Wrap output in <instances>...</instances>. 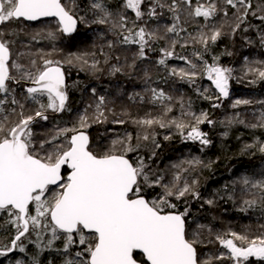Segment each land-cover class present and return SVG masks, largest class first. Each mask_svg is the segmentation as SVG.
<instances>
[{
  "label": "snow or ice",
  "instance_id": "obj_1",
  "mask_svg": "<svg viewBox=\"0 0 264 264\" xmlns=\"http://www.w3.org/2000/svg\"><path fill=\"white\" fill-rule=\"evenodd\" d=\"M182 2L191 7L193 0ZM224 3L235 10L233 34L250 15L264 21V0H260L257 6L259 15L252 0H224ZM76 7V0H68L67 4L62 0H0V25L15 20L55 18L59 31L71 35L78 23H88L75 15ZM122 7L134 13L132 28L127 27L126 15L114 14L103 0H93L91 4L97 14L92 23L107 25L111 22V28L119 30L120 42L137 45L138 56L143 59L146 45L157 34L139 27L136 21H144L146 16L155 18L160 15L157 9H163L165 4L162 0H122ZM168 8L178 22L176 0H172ZM221 11L211 0L207 4L197 0L190 15L208 20ZM223 15L227 17L228 12L223 11ZM167 32L179 35L177 24L173 23ZM48 35L55 38L51 32ZM221 35L219 29L213 30L210 36L201 33L199 42L207 48L209 41L215 43ZM175 43L172 42L171 49L162 50L164 58L158 61L160 65H165L166 59L174 56ZM109 47H112L111 42ZM181 59L189 64L191 70L180 69L177 72L173 69L172 75L194 80L197 65L185 57ZM197 59H202V56ZM10 61V48L0 40V114L11 106L12 114L17 117L11 120L8 115H0V227L14 229L12 239L0 245V257L15 251L26 253L24 241H27L38 250L32 255L31 264H41L39 256L44 251L59 254L61 264H213V259L225 258L232 264H264V234L250 237L232 231L216 236L222 248L227 250V256L222 253L202 260L197 245L202 243L199 236L204 226L198 225V230L189 237V210L175 211L177 205L173 203V199L181 200L187 195L199 199V193L186 181L180 186L179 175L171 183H164L163 175L155 172L144 157L129 159L128 154L140 147L131 143V136L126 140L113 141L111 148L98 154L90 147L89 135L83 130L90 127L88 118L81 116L78 127L59 129L50 137L37 140L32 129L37 119L47 121L49 110L53 113L66 110L65 73L60 61L45 60L42 67H36V62L31 61L30 68ZM130 67L134 68L135 64ZM13 69L18 75L12 74ZM113 71L120 72L121 68L114 67ZM249 71L264 80V68ZM204 72L219 97L227 98L232 69L204 62ZM21 80L32 84L26 89V99L39 105L33 114L25 115L24 104L11 95L13 89L9 82L19 83ZM149 90L153 103L163 104L171 100L162 90ZM92 91L95 95V89ZM41 97H46L47 102H42ZM98 100L97 121L103 116L100 106L105 103V98L100 96ZM242 103L250 101L236 100L233 107ZM17 106L19 112L16 111ZM165 107L171 111L170 106ZM213 107L219 105L214 104ZM191 115L194 123L173 119L171 124L184 139L209 145L211 141L199 125L212 124L213 121L206 113ZM138 123L149 127L153 124L166 126L161 119H144ZM257 126L264 127V113L259 124L252 125ZM143 140H149V136L144 135ZM152 143L156 148L160 147L154 138ZM260 151L264 153V144ZM155 156L153 149L148 159ZM185 163L195 166L201 162L197 159ZM242 182L264 192V182L254 183L247 178ZM154 188L160 192L149 199L145 193ZM207 203L212 204V201ZM244 205L250 208L256 205V201L245 200ZM57 241H62V245L56 246ZM16 264H25V261L17 260ZM49 264L53 262L49 261Z\"/></svg>",
  "mask_w": 264,
  "mask_h": 264
},
{
  "label": "trees",
  "instance_id": "obj_2",
  "mask_svg": "<svg viewBox=\"0 0 264 264\" xmlns=\"http://www.w3.org/2000/svg\"><path fill=\"white\" fill-rule=\"evenodd\" d=\"M108 1L111 0H103L106 6L110 7ZM165 1L169 2L163 9H157L160 15L156 18L146 16L144 21H136L139 27H145L149 32L152 27H156V33H163L165 37L169 34V40L164 37L165 41L156 38L150 41L146 45L143 59L138 56L137 45L120 42L122 38L119 37V30H113L111 22L107 25L92 23L96 18L91 8L93 0H76L78 7L75 8V15L88 23H79L80 30L72 38H65L55 21L32 25L29 33L32 40L31 52L24 54L28 64L34 59H37L38 66H43L44 59L60 61L62 69H65L70 77L66 88L68 102L61 118L39 121L32 129L36 139L40 140L50 137L59 129L78 127L80 117L86 116L90 127L83 130L89 135L90 147L98 154H103L111 148L113 141L126 140L131 136V143L139 144L140 147L138 151L128 154L129 159L144 157L155 172L163 175L164 183H171L175 176L179 175L180 186L186 181L199 193V199L187 195L181 200L173 199V203L177 205L175 211L182 212L185 208L189 210V237L198 230V225L204 226L199 236L202 243L197 245L203 260L216 257L214 238L221 234L218 229L220 227L242 228L241 230L249 235L264 234V192L242 182L244 178L257 183L264 182V153L260 151V146L264 144V127H252L259 124L261 114L264 113V80L249 71L264 68V21L250 15L233 34L235 10L229 8L224 0H211L222 9L221 12L208 20L186 14L182 27L180 21L174 20L173 12L169 11L168 5L172 0L162 2ZM176 2H179L176 3L178 9L181 5L190 13L197 0H193L191 7L182 0ZM199 2L207 4L210 0ZM64 3L67 4L68 1ZM252 3L259 15L257 6L260 0H252ZM82 11L91 15H85ZM223 11L228 12L227 17L223 15ZM131 15L128 28L133 27L135 20L134 13ZM173 23L177 24L179 35L167 32V28ZM215 29L221 30L222 35L215 43L209 41L205 48L199 42V35L203 33L210 36ZM50 32L54 34V39L49 37ZM19 33L18 29L9 31L11 38L20 39ZM16 39L14 43H17ZM173 41L176 42L174 56L167 58L165 65H160L158 61L164 58L162 50L171 49ZM58 42H62V45L57 46ZM110 42L112 47H109ZM82 44V50L79 51ZM115 44L126 55L121 54L124 57L122 59L112 54L109 62L110 53H121L117 48L115 52ZM127 53L133 54V58ZM198 56H202V59H197ZM16 57L13 56V59ZM181 57L197 65V76L194 80L189 81L187 78L181 79L179 75H172L173 69L177 72L180 69L191 70L189 64ZM214 57L218 59L214 60ZM84 60L87 63H84ZM127 61L134 63L136 68L131 70ZM204 62L209 65L218 63L221 67L232 69L229 80L231 95L228 99L219 97L215 86L204 78ZM114 67L121 68V71L114 72ZM10 87L13 89L11 95L24 103L22 98H26L27 94L23 89ZM152 88L162 90L171 100L163 104L153 103L149 90ZM100 96L105 98V103L100 106L103 116L97 121ZM236 100H247L250 103L247 106L239 104L233 107ZM214 104L219 107H213ZM166 105L171 107V111L166 110ZM36 109L27 104L23 111L25 115H29ZM16 111H20L18 106ZM186 113L191 119H183ZM192 113L196 116L206 113L213 121L210 128L207 123L199 125L200 130L206 133L211 141L207 146L201 145L199 141L192 143L191 140L184 139L171 124L173 119L194 123ZM0 115H8L11 120L17 118L12 114L11 106ZM144 119H161L166 126L153 124L149 127L138 123ZM62 121L63 125L57 129L49 126L50 123ZM144 135H148L149 140H143ZM166 136L170 138L165 139ZM153 138L160 145L159 148L152 143ZM153 149L156 156L149 160ZM176 158L178 160L174 161ZM197 159L201 162L198 165L190 166L185 163ZM159 192L158 188L149 189L145 195L152 199ZM209 200L212 204L207 203ZM245 200H255L256 205L247 208L244 205ZM242 208L246 210L242 211ZM13 235L14 229L0 227V245L7 244ZM25 245L26 253L15 251L13 255L0 257V264H16L17 260L31 264L32 255L38 250L34 244L25 242ZM60 245L62 241H57L56 246ZM39 259L41 264H49V261L61 264L60 255L54 251H44ZM213 264L229 263L213 259Z\"/></svg>",
  "mask_w": 264,
  "mask_h": 264
},
{
  "label": "flooded vegetation",
  "instance_id": "obj_3",
  "mask_svg": "<svg viewBox=\"0 0 264 264\" xmlns=\"http://www.w3.org/2000/svg\"><path fill=\"white\" fill-rule=\"evenodd\" d=\"M31 26L32 24H29L23 20H15V21H11L8 22L6 24L0 25V33H2V35H0V40H3L4 42H6L10 48L11 51V61L12 62H16L19 63L21 65H23L25 68H30L31 64H28V61L26 60L25 57V53L26 55L29 54L31 52L30 49V31H31ZM13 29H18L19 30V35H20V39H16V38H11L9 35V31L13 30ZM16 39L17 43H14ZM13 42H12V41ZM67 44V42L65 43ZM72 43H70L71 45ZM32 47V46H31ZM17 56L16 58L13 59V56ZM47 59H44L42 62H44ZM35 62H38L37 59H34ZM36 67H42V66H38V63H36ZM65 73V82H66V86L68 83V80L70 79L69 75L66 73L65 69H62ZM12 74L18 75V73L15 71V69L12 70ZM10 86H15L18 87L20 89H23L24 92L25 91V85L26 84H31L30 81H26V80H21L19 83L16 82H9ZM67 88V87H66ZM67 92V90H66ZM15 252H12L10 254H14ZM224 254L225 256H227V250L222 248L220 250V252H216V256L220 255V254ZM10 256V255H9ZM225 261L229 264H232V261H230L229 259L225 258L222 260H217L218 262H222Z\"/></svg>",
  "mask_w": 264,
  "mask_h": 264
},
{
  "label": "rangeland",
  "instance_id": "obj_4",
  "mask_svg": "<svg viewBox=\"0 0 264 264\" xmlns=\"http://www.w3.org/2000/svg\"><path fill=\"white\" fill-rule=\"evenodd\" d=\"M68 0H66V2H67ZM113 1V2H112ZM163 1V0H162ZM168 2L169 1H165V2H163L165 5H167L168 4ZM176 3H179V2H176ZM108 4H109V6L110 7H108L111 11L112 10H114L113 11V13L114 14H116V13H122V14H124V15H126L127 17H128V21H130V18H131V14H132V12L130 11V10H125L123 7H122V0H111V1H108ZM186 9L184 8V7H182L181 5H180V7H179V9H178V11H177V15L179 16V21H180V23H181V25H182V27H183V22H184V20L183 19H185V16H186V14H188L190 17H193L192 15H190V13H188V12H186L185 11ZM83 12V11H82ZM84 13V12H83ZM85 15H89L90 13H84ZM93 14H95V16L97 15L94 11H93ZM91 15V14H90ZM89 15V16H90ZM94 16V15H93ZM156 18V17H155ZM201 18H203V17H201ZM39 24H41V23H39ZM37 25V24H36ZM84 25V24H83ZM203 26V25H202ZM181 28V27H180ZM150 32H155L156 33V27H152L151 29H150ZM157 33H158V35L156 36V39H158V40H163V41H165L163 38L165 37V34H163V33H161V34H159V32L157 31ZM156 33V34H157ZM168 36H169V34H168ZM168 36L167 37H165L167 40H169V38H168ZM31 40V39H30ZM243 40V39H242ZM184 41V40H183ZM31 42H32V40L30 41V44H31ZM62 45V42H58L57 43V46H61ZM182 46V45H181ZM33 47V46H32ZM31 47V48H32ZM82 47H83V44L82 45H80L79 46V51L80 50H82ZM38 48H40V47H38ZM37 48V49H38ZM114 48H115V52L117 51V49L121 52L120 54L119 53H110L109 54V62H110V57H112V54H116V56H118V57H121L122 59H124V57L122 56V55H126V53H124V51H122V50H120L119 48H117V46H116V44L114 45ZM117 48V49H116ZM122 54V55H121ZM127 55H129V57H131V58H133L131 55H133V54H131L130 55V53H127ZM121 58H118V60H120ZM121 61H123V60H121ZM128 63L127 64H129L128 65V67L131 69V70H134V68H136V66L133 68V67H130L131 65H132V63L131 62H129V61H127ZM204 78H206V80H208L207 79V76H206V74H205V72H204ZM209 82H211L210 80H208ZM212 83V82H211ZM26 93V92H25ZM27 94V93H26ZM230 95H231V88H230V83H229V96H228V98L230 97ZM227 98V99H228ZM21 99V98H20ZM23 99V101H24V106H26L27 104H30L31 105V108H38L39 107V105H37V104H35L33 101H30V100H27L26 98H22ZM41 99V101L42 102H44V103H46L47 102V100H46V97H41L40 98ZM223 99V98H222ZM242 105L243 106H247L248 104H243L242 103ZM50 112V113H49ZM69 112V111H68ZM47 114H56V113H53V112H51L50 110L47 112ZM186 116L185 117H183V119L184 120H187V119H191L190 118V116H189V114H185ZM67 117V116H66ZM59 118H61L60 116L58 117V118H55V117H50L47 121H49V120H54V119H59ZM46 122V121H45ZM67 122H68V119H67ZM63 121L62 122H58V123H55V124H52V123H50V125L49 126H52V127H54L55 129H57V128H59L61 125H63ZM207 125V127H209L210 128V124H206ZM192 143H195V142H198V141H191ZM176 160H178L177 158L174 160V161H176ZM252 182H254V183H257L256 181H252ZM258 235H261V234H257V233H255V234H251V235H249L250 237H255V236H258ZM217 248L219 249V250H221L222 249V246L219 244V242H218V244H217Z\"/></svg>",
  "mask_w": 264,
  "mask_h": 264
},
{
  "label": "water",
  "instance_id": "obj_5",
  "mask_svg": "<svg viewBox=\"0 0 264 264\" xmlns=\"http://www.w3.org/2000/svg\"><path fill=\"white\" fill-rule=\"evenodd\" d=\"M63 1V0H62ZM50 20H54V21H56V19L55 18H41L40 20H38V21H25V22H27V23H29V24H36V23H39V22H44V21H50ZM24 21V20H23ZM78 30H79V23H78V25H77V29H76V31L74 32V33H72L71 35H65V34H63L65 37H73V36H75L76 35V33L78 32ZM66 83V82H65ZM32 86V84H26L25 85V91H26V89L28 88V87H31ZM229 96V95H228ZM228 98V97H227ZM227 98H223V99H227ZM68 102V101H67ZM66 105H67V103H66ZM64 112V111H63ZM63 112H59V113H56V117H59V116H61L62 114H63ZM40 120L39 119H37V121L33 124V125H35L36 123H38ZM32 125V126H33Z\"/></svg>",
  "mask_w": 264,
  "mask_h": 264
},
{
  "label": "bare ground",
  "instance_id": "obj_6",
  "mask_svg": "<svg viewBox=\"0 0 264 264\" xmlns=\"http://www.w3.org/2000/svg\"><path fill=\"white\" fill-rule=\"evenodd\" d=\"M47 115L49 116V118H50V117L58 118V117L55 116L56 114H55V115H54V114H52V115H51V114H47ZM40 121H43V120H40ZM218 229H219L221 235L224 234V233H227V232H229V231L249 235V234L245 233L243 230H241L242 228H238V227H220V228H218ZM214 239H216V236H215ZM214 241H215V245H216V247H217V243H218V241H216V240H214ZM25 242H27V241H24V243H25ZM215 252H220V250H219L218 248H216ZM9 255H12V254H9ZM9 255H8V256H9Z\"/></svg>",
  "mask_w": 264,
  "mask_h": 264
}]
</instances>
